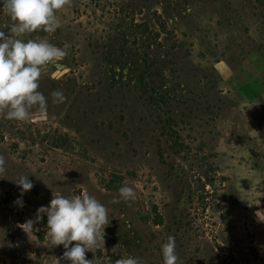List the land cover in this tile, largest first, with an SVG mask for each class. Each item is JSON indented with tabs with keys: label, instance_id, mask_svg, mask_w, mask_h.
Wrapping results in <instances>:
<instances>
[{
	"label": "rangeland",
	"instance_id": "1",
	"mask_svg": "<svg viewBox=\"0 0 264 264\" xmlns=\"http://www.w3.org/2000/svg\"><path fill=\"white\" fill-rule=\"evenodd\" d=\"M56 17L21 37L70 46L41 69L47 110L0 111V264H70L46 215L21 225L84 193L107 210L93 264H163L169 236L177 264H264V0H70ZM124 185L135 199L113 203Z\"/></svg>",
	"mask_w": 264,
	"mask_h": 264
},
{
	"label": "clouds",
	"instance_id": "2",
	"mask_svg": "<svg viewBox=\"0 0 264 264\" xmlns=\"http://www.w3.org/2000/svg\"><path fill=\"white\" fill-rule=\"evenodd\" d=\"M69 3L70 0H0V9L12 21L9 25L11 35L0 32V111H4L5 119L27 121L33 110H47L48 101L38 91L41 69L65 57L70 46L57 47L47 41H25L21 37L36 31L55 32L60 26L56 12ZM50 96L55 104L66 100L60 90H53ZM2 163L0 160V166ZM13 181L20 192L14 203L22 208L23 196L33 188V183L28 175H19ZM118 192L119 198L114 199L113 203L135 199L133 187L124 185ZM44 215L47 216L50 245H63L65 249L62 259L70 264H93V261L85 258V253L94 252L104 242V226L108 224L106 207L87 193L72 197L54 195L49 205L37 209L35 220L29 219L21 225L23 231L30 236L34 223L43 219ZM161 254L163 264H177L174 237H168L161 247ZM118 264L142 262L129 256L120 259Z\"/></svg>",
	"mask_w": 264,
	"mask_h": 264
}]
</instances>
